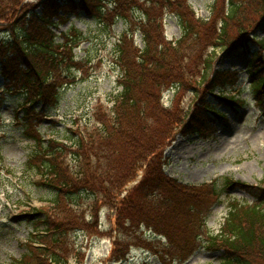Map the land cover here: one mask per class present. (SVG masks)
I'll use <instances>...</instances> for the list:
<instances>
[{
    "label": "trees",
    "instance_id": "obj_1",
    "mask_svg": "<svg viewBox=\"0 0 264 264\" xmlns=\"http://www.w3.org/2000/svg\"><path fill=\"white\" fill-rule=\"evenodd\" d=\"M24 1L0 0V24L19 25L22 18L26 21L13 27L12 35L7 34L0 42L6 51L2 54L0 49L1 71L8 81L0 95V111L8 97L19 98L17 108L23 113V134L36 141L27 163L35 165L31 170L41 173L42 186L52 192L51 204L56 206L51 214L36 210V214L22 217L28 222L35 217L34 224L44 225L46 235L38 237L41 247L31 246L25 258L14 264L65 263L64 256L71 251L66 234L87 225L84 213L77 211L84 201L81 195L91 200L89 207L94 214L99 206L109 207L118 231L145 227V231L160 233L171 245L179 246L178 254L165 255L173 263L186 261L193 254V245L198 249L205 241L208 248L223 252L221 264H264V205L233 203L219 232L214 235L208 230L207 215L189 204L195 205L205 198L201 189L178 183L164 173V153L173 133L165 111L153 108L165 89L179 90L187 78L196 77L205 51L212 49L211 57L217 55L218 49L230 56L252 54L253 49L247 48L248 39L237 40L246 35L243 27L253 25V13L260 15L259 20L264 18V0H215L209 21L196 19L188 5V13L179 11L177 0H43L38 10L22 6ZM219 2L224 3L220 9ZM168 12L175 13L179 20L181 37L177 41H167L164 34L163 16ZM82 14L103 25L122 21L127 26L116 43L115 64L120 70L117 84L121 90L109 99L113 104L109 120L100 116L98 127L66 132L62 142L45 141L40 135H33L31 127L40 126L48 112L59 104L61 90L75 84L79 63L74 51L84 41L83 33L73 29L62 34V42H57L53 30L60 23L54 19L65 23L68 15L80 18ZM137 32L142 34L143 48L135 44ZM263 42L257 43L262 49ZM253 43L250 41L251 46ZM195 45L197 51L193 50ZM232 45V49L228 48ZM187 55H195L190 60L193 66H188L189 75L184 73V66L190 63H186ZM210 60L201 72V85L206 84ZM9 68L19 73L14 72L9 78ZM258 72L253 75H259ZM220 75L214 82V87L221 89L219 101L232 105L235 99L225 97L227 90L220 87L223 83L217 84ZM231 87L236 88V83ZM263 88L264 77H258L252 90L258 94ZM216 110L203 108V114H192L186 128L193 133L202 131L205 116H218ZM143 170L139 184L123 196L125 188ZM127 223L128 228H124ZM200 230H204V235L199 234ZM115 246V253H122L128 244ZM186 248L188 251L183 254Z\"/></svg>",
    "mask_w": 264,
    "mask_h": 264
},
{
    "label": "rangeland",
    "instance_id": "obj_2",
    "mask_svg": "<svg viewBox=\"0 0 264 264\" xmlns=\"http://www.w3.org/2000/svg\"><path fill=\"white\" fill-rule=\"evenodd\" d=\"M42 1L25 0L22 6H27L29 10H38ZM180 1L183 0L175 2L181 6L179 11L188 13V5L195 13L196 19L209 21L212 18L215 0ZM223 4L219 2L218 9ZM259 16L256 12L251 15L253 25L243 27L246 35L237 40L248 39L247 48H252L255 52L252 51V56H230L227 51L218 49L217 55L211 57L212 49L205 51L201 69L196 77L187 78L183 88L179 90H173L171 87L165 89L153 107L154 111L158 108L165 111L170 118L173 133L164 153L168 163L164 173L172 180L201 189L200 193L205 195V198L197 200L198 203L194 202L195 205L189 204L207 215V229L214 235L223 225L231 204L264 205V88L258 94H254L252 90V85L258 77H264V46L262 49L257 44L264 41V18L259 20ZM22 19H19V25H16V22L0 24V41L7 34L12 35L15 29L13 27H19L26 22ZM66 20L68 21L61 23L60 19H54L60 26L53 31L59 43L63 41L62 34L71 33L73 29L83 33L84 41L74 51L79 63L74 69L79 72L75 73V84L61 90L57 107L48 112L40 126L31 127L32 134L40 135L45 141L50 137L62 141L63 137H66L65 133L70 131L69 128L76 130V123H79L81 128L87 126L92 129L99 126L97 121L100 116L109 120L112 105L106 101L111 94H117L121 90L117 84L120 70L115 61L116 42L127 30L124 22L103 25L84 14L80 18L68 15ZM162 24L167 41L180 39L181 29L175 13L165 14ZM236 34L233 32V35ZM141 38L139 33L134 37L139 48L143 45ZM250 41L254 42L253 46ZM233 46L235 45L228 48L232 49ZM196 48L197 45L193 46V50L197 51ZM0 49L2 54H5L4 46L0 45ZM186 58V63H190L184 66V73L189 75L188 66H193L194 62L190 60L194 59L195 55H187ZM208 59H211V68L208 69L206 84L201 85V72L208 67ZM258 70L259 75L254 76ZM9 72L10 78L14 72L19 73L12 68H9ZM218 73L221 75L217 84L223 83L220 87L226 88L225 97H234V105L219 101L221 89L214 87ZM4 75L5 72L0 69V88L4 84ZM233 83H236L234 89L231 87ZM209 91L213 92L212 95ZM18 101L17 96L8 97L0 112V264H14L15 261L25 258L32 244L38 246V237L46 227L42 224L36 226L35 217L32 219L34 221L29 222L22 217L36 214V210L51 214L56 206L51 204L54 198L52 192L42 186L43 177H38L39 174L30 169L35 165L29 166L27 163L33 155L35 142L23 134V113L17 112ZM203 108L209 111L217 109L218 116L204 118ZM97 111L100 114L98 116ZM197 112L202 113L205 128L193 133L186 126L189 125L192 114ZM205 113L207 114V111ZM191 124L194 125V122ZM143 175L144 170L125 188L123 196L139 184ZM214 186L217 191H214ZM81 197L84 201L79 204L77 211L84 213L87 225L81 230H72L66 234L71 251L64 256L65 263L62 264L223 262V252L208 248L203 241L198 249L193 245V254L186 261L173 263L171 258L165 255L167 252L171 255L178 254L179 246L171 245L167 239L156 238L160 233L150 234L145 231V227L137 231L134 228L118 231L116 218L109 207L99 206L94 214L93 208L89 207L91 200L87 201V195ZM128 226L129 223L124 228ZM203 231L200 230L199 234L204 235ZM115 244H128V247L122 253H115ZM187 248L183 250V254L188 251Z\"/></svg>",
    "mask_w": 264,
    "mask_h": 264
}]
</instances>
